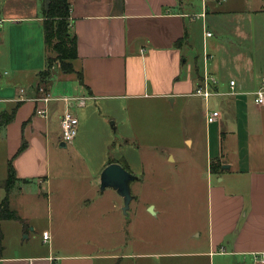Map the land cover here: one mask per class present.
Returning <instances> with one entry per match:
<instances>
[{
	"label": "crops",
	"instance_id": "1",
	"mask_svg": "<svg viewBox=\"0 0 264 264\" xmlns=\"http://www.w3.org/2000/svg\"><path fill=\"white\" fill-rule=\"evenodd\" d=\"M222 1L226 3L221 5ZM69 2L70 30L78 45L77 57L70 62L74 71L66 74L57 67L49 83L40 87L39 74L47 69L49 56L43 31L48 0H0V19L4 21L0 30V96L3 98L0 116L11 114L18 105L12 122L0 130V141L6 148L7 170L12 162L17 176L16 186L9 195L10 208L22 221L24 216L13 208L14 197L24 194L35 180L41 186L49 184L50 148L56 143L66 150L70 145L74 146L82 124L77 110L106 100L135 103L151 99L166 106L170 102L174 108L182 109L188 119L193 118L188 121L187 127H190L192 120H198V107L192 108L185 102L201 100L205 103L192 94L206 73L219 80L222 92L229 91V82L235 80V87L241 95L211 97L208 107L207 103L199 107L208 134V216L205 229H200L198 221L190 218L187 227L192 230V240L185 242L187 252L142 251L147 243L141 235L134 241L140 246L139 252H117V248L124 249L127 240L120 234L117 238L113 236L112 223L106 226L104 221L110 232L103 234L104 238L99 242L112 246V249L92 252L90 242L82 245L73 238L79 229L90 227L88 225L97 217L104 220L106 217L103 216L107 214L102 207L86 206L78 208L81 225L76 226V221H61L56 226L54 219L50 218L49 228L43 230V242L38 247L23 243L17 237H9L10 229L14 234L22 232L18 227L22 221L0 220L3 234L0 264H260L254 261L264 254V105L257 106L252 93L262 87L263 81H256L251 67L234 68L232 65L225 68L230 61L232 63L238 48L230 41L214 40V33L223 34L225 30L232 32L231 29H236L233 38L240 44L250 43L251 34L247 35L240 29L243 26L230 21L232 15L238 13V6L232 0ZM253 13L264 14V4L255 8ZM209 27L214 32L209 31ZM207 32L212 33L210 38L205 37ZM250 55L248 50L241 56L251 59ZM43 88L45 93L41 92ZM63 90L67 93H62ZM47 96L51 100L45 102ZM207 108L220 112L218 121L207 123ZM42 109L47 111L46 117L38 115ZM68 109L80 122L77 138L71 144L64 142L60 123L61 116ZM213 132L217 144L212 147ZM184 143L192 154L198 152V137H185ZM23 145L25 149L20 152ZM182 149L175 148L180 154L187 151ZM110 158L101 169L99 178L111 164ZM170 158L174 164L187 162L179 154L177 157L170 155ZM195 160H191L194 166L186 164L190 168L189 176L192 175L189 181L192 197L194 190L191 187L198 181L196 170L202 168ZM113 162L129 172L132 169L126 156ZM0 191L3 193L1 205L7 189L0 186ZM152 205L160 214V208ZM113 207L116 209L117 206ZM46 235L49 238L44 241ZM179 244L170 239L159 246L165 248ZM180 258L186 259L181 261Z\"/></svg>",
	"mask_w": 264,
	"mask_h": 264
},
{
	"label": "rangeland",
	"instance_id": "2",
	"mask_svg": "<svg viewBox=\"0 0 264 264\" xmlns=\"http://www.w3.org/2000/svg\"><path fill=\"white\" fill-rule=\"evenodd\" d=\"M232 2L238 6L239 11L232 15L230 21L243 26L240 29L247 35L251 34L250 43H238L233 38L236 35L233 31L236 29H231L232 32L225 30L223 34L214 33V40L222 43L230 41L238 48L232 63L230 61L225 68L232 65L234 68L251 67L255 71L256 81L260 83L264 76V14H254L253 11L264 4V0H232ZM225 3L222 1L220 4ZM209 31L214 32L212 27H209ZM248 50L251 59L241 56ZM223 58L228 59V57ZM44 88L41 90L42 93L46 91ZM62 93L67 92L63 90ZM0 98L3 99L2 96ZM185 103L192 108L198 107L196 116L198 120L197 122L192 120L190 127H187L188 121L193 118L188 119L189 116L182 109L174 108L170 102L166 106L151 99L135 103L106 100L104 103L77 110L82 124L74 146L70 145L66 150L56 143L50 148L49 184L45 183L41 186L35 180L24 194L14 197L13 208H17L25 219L19 222L21 226H18L22 232L14 234L10 229L9 237H17L23 243L38 247L43 242V230L49 228L50 218L54 219L56 226L61 221H76L78 226L82 220L78 208L91 206L96 209L104 208V213L107 215L103 217L106 218L104 220L95 218L96 220L88 225H91L90 227L79 229L76 237L72 238L78 239L82 245L90 242L92 252L112 249V246H104L99 242L106 232H110L105 225L110 226L111 223L113 236L117 238L120 234L121 238L125 236L123 238L127 240L124 249L117 248V252H139L140 246L134 241L139 240L140 235L147 243V247L142 251L187 252L185 242L192 240V230L187 227L190 226V218L198 221L200 229H205L208 216L206 195L208 134L205 120L199 114L200 105L204 106L205 103L201 100H187ZM190 136L199 139L198 152L193 154L184 143L185 137ZM211 142L212 147L217 144L214 132ZM175 148H183L182 150L187 151L180 154ZM5 151V144L0 141V181L2 182L8 177ZM178 154L187 160L185 164L173 163L170 155L177 157ZM122 156H126L129 160L132 167L130 172L140 178L132 184V195L135 200L131 203L129 215L122 210L124 199L120 198L112 188L102 192L99 180V173L108 159L111 157L110 161H116ZM194 159L202 168L197 170L195 168L198 181L191 187L194 190L192 197L189 189L192 175L189 176L190 168L188 169L186 164L193 165L191 160ZM3 185L4 183L0 184L5 188ZM2 196L3 193L0 191V199ZM152 204L160 208V214L153 210ZM114 205L117 206L116 209ZM149 205L150 207L147 208ZM92 215L96 216V214ZM102 221L106 224L104 225ZM70 233L73 236V232ZM170 239L177 240L180 244L165 248L159 246L161 243L163 246ZM83 248L89 250L87 247L83 246ZM185 259L180 258L181 261Z\"/></svg>",
	"mask_w": 264,
	"mask_h": 264
},
{
	"label": "trees",
	"instance_id": "3",
	"mask_svg": "<svg viewBox=\"0 0 264 264\" xmlns=\"http://www.w3.org/2000/svg\"><path fill=\"white\" fill-rule=\"evenodd\" d=\"M70 9L71 4L69 0H48L47 7L44 10L43 31L45 34V46L49 56L46 60L47 69L39 74L40 87L49 83L52 78V70L57 66L66 74H71L74 71L70 62L77 57L78 45L76 37L70 30ZM17 106L12 110L11 114L3 113L0 116V130L12 122L17 113ZM24 146H22L20 152L25 149ZM111 163L116 162L112 161ZM16 183V170H14L12 162H9L8 177L4 183L7 194L0 205V220L22 221L16 211L14 212L10 208L9 195L16 186ZM1 239L2 233L0 232V242ZM0 250H2L1 245Z\"/></svg>",
	"mask_w": 264,
	"mask_h": 264
},
{
	"label": "built area",
	"instance_id": "4",
	"mask_svg": "<svg viewBox=\"0 0 264 264\" xmlns=\"http://www.w3.org/2000/svg\"><path fill=\"white\" fill-rule=\"evenodd\" d=\"M4 21L0 19V30L2 29ZM212 36L211 32H207L205 37L210 38ZM208 59V57L206 58ZM262 87L257 89L256 92L252 93L255 104L258 105H264V77L262 79ZM219 80L212 74L206 73L201 81L200 84L197 85L196 91L192 94L193 97H199L201 98L205 103H207V107L209 105V101L211 97L215 96H220V97H227V96H239L241 95L240 92L237 91L236 82L235 80H232L229 82V87L230 90L227 92H222L220 91L219 88ZM20 93L23 95L24 90H21ZM51 99L49 96L44 98L45 102L50 101ZM0 98V102H1ZM38 115L41 117H46L47 116V111L45 109L39 110ZM220 117V112L216 110H210L207 108L205 112V118L207 120L208 124H212L216 121L219 120ZM60 123H61V134L64 142L67 144H71L74 142V140L77 138L76 136L78 135L79 132V127H80V122L78 120V117L72 113L69 109L66 110L63 115L60 118ZM49 235H46L44 237V241L48 240ZM255 263H260L264 264V254L262 256H258L255 258Z\"/></svg>",
	"mask_w": 264,
	"mask_h": 264
},
{
	"label": "water",
	"instance_id": "5",
	"mask_svg": "<svg viewBox=\"0 0 264 264\" xmlns=\"http://www.w3.org/2000/svg\"><path fill=\"white\" fill-rule=\"evenodd\" d=\"M139 179L138 176L129 172L122 165L111 163L106 166V169L101 174V191L104 192L107 188H112L116 191L119 197L124 199L123 212L129 215L131 203L135 200L132 195V184ZM150 211L152 212V209Z\"/></svg>",
	"mask_w": 264,
	"mask_h": 264
}]
</instances>
